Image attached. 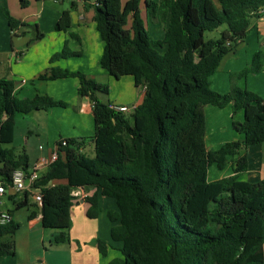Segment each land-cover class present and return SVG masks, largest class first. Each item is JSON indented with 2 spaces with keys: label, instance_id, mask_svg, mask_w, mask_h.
I'll return each mask as SVG.
<instances>
[{
  "label": "trees",
  "instance_id": "trees-1",
  "mask_svg": "<svg viewBox=\"0 0 264 264\" xmlns=\"http://www.w3.org/2000/svg\"><path fill=\"white\" fill-rule=\"evenodd\" d=\"M42 1V0H37ZM142 0H96L95 21L105 42L101 66L116 79L131 76L144 88V99L132 113L115 111L100 99L110 88L82 71L53 65L79 56L66 46L51 60L42 80L77 78L78 94L93 102L94 156L82 152L84 140L68 139L34 184L42 194L38 204L41 224L56 230L51 244L71 242V208L78 188L95 189L86 196L87 216L97 218L100 198L115 201L109 210L111 240L122 245L121 258L109 264H264V179L241 181L249 168L248 149L264 142V101L236 82L261 70L260 52L251 65L231 75L228 93L212 89L211 78L222 59L234 51L249 31L251 19L264 12V0H144L147 19L156 14L166 24L164 37L149 33ZM22 7L28 0H20ZM12 31L20 25L37 40L45 37L37 24H21L4 10ZM71 27L70 10L63 12L57 31ZM222 27L218 38L207 32ZM231 104L233 117L244 112V121L232 128L243 135L216 150L206 144V107ZM67 104L48 95L19 98L12 80L0 79V182L12 184L18 169H31L25 151L6 145L14 141L16 115H27ZM232 165L233 174L209 180V170ZM66 181L51 185L53 181ZM14 199V196H11ZM30 194L16 210L30 207ZM11 214L13 210H8ZM35 213L31 212L29 219ZM21 224L0 225V256L16 255ZM98 248L107 256L108 243Z\"/></svg>",
  "mask_w": 264,
  "mask_h": 264
},
{
  "label": "crops",
  "instance_id": "crops-1",
  "mask_svg": "<svg viewBox=\"0 0 264 264\" xmlns=\"http://www.w3.org/2000/svg\"><path fill=\"white\" fill-rule=\"evenodd\" d=\"M28 1L29 5L22 7L20 0H0V79L12 80L15 83V94L19 98L32 99L37 94L48 95L67 105L51 107L27 115H16L14 141L6 147L15 149L17 153L25 151L32 167L42 158L50 159L61 140L77 138L79 141L85 139L81 150L93 157L94 143L91 140L95 133L93 102L89 97L79 96L77 78L48 81L39 79V76L51 67V58L66 46L69 50L80 53L76 57L58 60L53 65L70 71H82L89 78L107 84L110 88L107 102L111 105L138 106L144 99V89L135 85L133 77L124 76L116 79L102 68L101 58L105 42L101 38L95 21L96 0ZM127 1L129 0H122V3L125 4ZM142 1V12L146 18L147 10L144 0ZM4 10H8L21 24H37L45 37L40 40L35 39L31 33H28V27L24 25L12 31ZM66 10H70L71 27L67 31H57L56 24ZM152 19L151 24L155 27L159 39H162L166 24L158 14ZM145 20L148 25L149 19ZM15 35L21 39L29 37L30 40L27 42L24 39L23 44H20L21 41L16 43ZM257 52H260L261 70L257 74H248L238 80L236 85L255 93L264 101V12L259 17L251 19L246 38L237 44L234 51L224 56L218 71L211 78L212 89L219 93H228L232 88L231 75L251 65ZM206 117V144L209 150H216L230 141L244 139L243 135L232 128L233 120L244 121V112L239 111L233 117L231 104L224 108L207 106ZM247 151L249 168L239 179L245 182H258L264 179V142L249 147ZM46 171V168L42 169L40 175L42 176ZM218 171L220 172H214L212 178H209L210 181L233 174L231 164ZM65 182L64 180L53 181L51 185ZM5 189L6 193L0 197V210H13V221L21 224L17 235H20L24 228L28 234L26 241L23 242L25 245H22L25 252L23 253L19 241L16 240V255L10 257L17 258L18 264H53L47 255H41L38 257V262H33L32 248L36 241L33 235L36 232L44 240L47 235L43 231L49 230L41 224L42 217L35 200L34 190L28 188L15 192L11 185ZM26 192L30 194L32 206L16 210V204L26 200ZM94 192L95 189L83 188L73 191V194L78 196L71 208L73 221L70 230L71 242L60 244L69 247L63 248L68 249L65 250L66 264H109L115 258L122 257L120 251L122 245L111 240L113 224L108 218L109 210L118 209L115 201L101 197L99 216L94 219L87 216L90 204L85 201V197L92 196ZM11 196H14V199H11ZM31 212L35 213L33 219H29ZM50 231L52 239L57 231ZM99 239L108 243L105 257L99 251L97 243ZM4 258L0 260V264H11Z\"/></svg>",
  "mask_w": 264,
  "mask_h": 264
},
{
  "label": "built area",
  "instance_id": "built-area-1",
  "mask_svg": "<svg viewBox=\"0 0 264 264\" xmlns=\"http://www.w3.org/2000/svg\"><path fill=\"white\" fill-rule=\"evenodd\" d=\"M145 90V87L143 88ZM117 112L132 113L137 106H111ZM68 145V140H61L60 144L57 146L56 150L52 153L50 159L42 158L34 166L31 167L27 173L23 169H18L14 172L12 176L11 187L15 192H21L28 188L34 190L35 200L38 204L42 203V194L34 187L36 181L41 177L40 172L42 169H48L49 165L55 162L58 157V150L60 147H66ZM6 193L5 186L0 182V197ZM74 195V194H73ZM78 196V194L74 195ZM13 220V215L8 210H0V225L7 224Z\"/></svg>",
  "mask_w": 264,
  "mask_h": 264
},
{
  "label": "rangeland",
  "instance_id": "rangeland-1",
  "mask_svg": "<svg viewBox=\"0 0 264 264\" xmlns=\"http://www.w3.org/2000/svg\"><path fill=\"white\" fill-rule=\"evenodd\" d=\"M153 19L149 18V24L147 25L149 33L152 37H154L155 39H159V36H157L156 34V30L155 27H153V25L151 24V21ZM225 27H222L216 31L213 32H207L205 34L206 39H210V38H218L220 36V32L222 30H224ZM64 60V59H61ZM107 96L105 95H101L100 99L107 101ZM214 149V148H213ZM214 172H220L218 171V169L216 170V167H212L210 169L209 172V178H212ZM96 191V190H95ZM95 193V192H94ZM93 193V194H94ZM51 229L49 230H45L43 232H45L44 234H46L47 236L44 238V240L41 239V235H39L38 233H34L33 238H35V246L32 248V250L34 251L32 253V257H33V262H38L37 260L39 259L38 257L41 255H47L49 260L53 263V264H66L67 263V254L65 253V250L68 249H63V248H69L67 247V245L63 246V245H56V244H51ZM27 230L24 228L23 231H21L20 235L16 236V240L19 241V245L21 247V249L23 250V253L25 252V249L22 248L23 242L26 241V237H27ZM32 244V245H34ZM5 257V258H4ZM3 258L5 260H9L11 262V264H18V259H12V257H8V256H0V260H3Z\"/></svg>",
  "mask_w": 264,
  "mask_h": 264
},
{
  "label": "water",
  "instance_id": "water-1",
  "mask_svg": "<svg viewBox=\"0 0 264 264\" xmlns=\"http://www.w3.org/2000/svg\"><path fill=\"white\" fill-rule=\"evenodd\" d=\"M24 39H26L27 42L30 40L29 37H25V38L21 39L17 35L14 36V40H15L16 43L21 41L20 44H23L24 43Z\"/></svg>",
  "mask_w": 264,
  "mask_h": 264
}]
</instances>
